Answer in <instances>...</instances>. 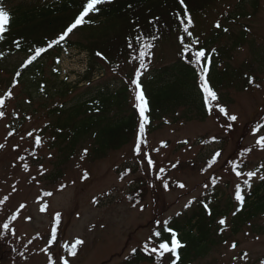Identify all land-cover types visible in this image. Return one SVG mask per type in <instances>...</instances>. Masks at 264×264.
Returning a JSON list of instances; mask_svg holds the SVG:
<instances>
[{
  "label": "trees",
  "instance_id": "trees-1",
  "mask_svg": "<svg viewBox=\"0 0 264 264\" xmlns=\"http://www.w3.org/2000/svg\"><path fill=\"white\" fill-rule=\"evenodd\" d=\"M221 1L185 0L193 21L189 26L191 36L180 24V18L185 14L179 0H113L98 5V13H89L85 23L64 41L48 48L24 67L28 57L34 54L31 50L46 47L47 41L57 38L82 10L81 5L86 0H0V7L10 15L4 38L0 39V59L17 53L23 55V60L11 71L9 87L21 86L29 105H34V97L44 99L40 107L47 111L49 121L39 137L42 139L48 134L49 147L56 152V168L50 174L52 181L62 177L68 162L83 148L87 147L86 155L94 161L132 143L135 148L139 143L142 151L148 144L149 135L162 126L179 121H204L214 107V114L218 116L215 100L205 99V93L199 87V67L189 63L196 51L205 50V59L211 56L207 79L217 94L218 103L227 104L226 93L231 90H249L264 80V35L256 36L250 25L264 8V0H233V3L226 0L230 8L218 20L220 28L215 26L217 21L206 27L200 17ZM137 36L140 43L135 39ZM17 41L20 47H16ZM129 42L133 44L132 48L128 47ZM144 42L151 47L145 50L148 53L144 58L147 69L141 70L140 78L148 99L145 113L148 122L141 135V117L135 107L134 86L130 81L139 69V51ZM185 45L190 49L188 52H184ZM168 46L176 49L174 61L166 62L162 56V49ZM243 47L248 49L249 56L237 64L233 61L234 53ZM71 48L87 51L89 56L87 70L76 83L60 78L61 55ZM212 49H215L214 53ZM48 65L51 67L49 76L46 74ZM17 72L19 76H16ZM250 77L254 78L252 83ZM22 105L24 119L27 112ZM257 123L264 124V113L253 122ZM241 149L234 152L243 151ZM218 151L223 155V148ZM219 157L210 167L211 161H208L201 170L210 169L219 162ZM234 164L239 165L237 170L242 173L250 168L238 155L229 157L230 171L236 174ZM131 171L133 169L128 166L119 170V175L125 177ZM254 178L251 188L241 186L245 200L239 211L240 202L232 201L225 193L228 184L216 181L180 211L157 218L152 228L157 245L170 244L168 229L171 227L184 245L178 249L180 259L176 264H196L207 257L226 241L219 234L217 221L220 218H231V233L237 234L249 222L264 217V180ZM144 182L139 181L128 193L127 201L132 206L145 200L148 189ZM252 225L264 234V225ZM156 232L160 235H155ZM134 249L136 251H131L121 264H166L167 260V264H171L175 260L171 253L167 254L166 260L145 251V247Z\"/></svg>",
  "mask_w": 264,
  "mask_h": 264
},
{
  "label": "rangeland",
  "instance_id": "rangeland-1",
  "mask_svg": "<svg viewBox=\"0 0 264 264\" xmlns=\"http://www.w3.org/2000/svg\"><path fill=\"white\" fill-rule=\"evenodd\" d=\"M225 1L200 17L206 27L222 19L224 11L230 8ZM250 25L256 36L264 35V8ZM161 53L166 62L176 58V49L171 46L163 48ZM248 56V49L243 47L234 53L233 61L239 64ZM23 58L17 53L0 59L3 62L0 98L5 101L0 106V111L4 112L0 117V144L4 145L0 148V264H50L49 257L54 264H63L62 258L68 259L69 264H121L136 247L158 248L152 230L155 220L180 211L216 181L228 184L225 193L232 201L236 200L235 186H243L247 177H237L230 171L231 155L248 162L250 168L244 173L259 169L255 178L264 175V168H260L264 165V148L256 143L264 130L252 131L253 122L264 113L262 80L258 83L260 87L226 93L227 104L214 101L216 106L226 107L230 115L238 117L234 122L224 118L219 108L216 116L214 107L204 121H179L160 127L149 135L141 153L135 152L132 143L94 161L85 154L86 147L68 162L62 177L52 181L50 174L55 171L57 159L47 142L48 134L40 144L35 142L49 121L47 111L40 107L44 99L34 97V105H29L21 86L9 87L11 71ZM88 58L86 51L65 50L59 65L60 78L70 83L79 81ZM50 72L48 65L46 74L49 76ZM7 90H11V97L6 96ZM21 104L27 112L24 119ZM229 123L231 128L227 127ZM222 148L219 162L205 172L201 170L212 161L209 158L214 152ZM239 148L243 151L234 152ZM148 157L152 164L148 163ZM128 166L133 171L125 177L119 175V170ZM161 168L163 172L159 171ZM85 171L87 178H84ZM142 180L148 194L144 201L132 206L127 195ZM180 183L185 187H179ZM46 192L52 195L45 196ZM21 204L25 207L20 208ZM57 212L61 214V222L56 239L52 240L51 228ZM12 215L17 218L11 220ZM230 219H226V225L217 221L219 234L227 243L222 242L196 264H264V234L252 225H264V217L249 222L237 234L231 233ZM3 223H9L8 230L3 229ZM77 239L83 243L77 247L76 255L71 256L68 249ZM233 242L235 249L231 247ZM167 254L157 255L166 259Z\"/></svg>",
  "mask_w": 264,
  "mask_h": 264
},
{
  "label": "snow or ice",
  "instance_id": "snow-or-ice-1",
  "mask_svg": "<svg viewBox=\"0 0 264 264\" xmlns=\"http://www.w3.org/2000/svg\"><path fill=\"white\" fill-rule=\"evenodd\" d=\"M113 0H86L85 3H83L81 5L82 10L79 11L78 15H76L73 19V21L68 24L64 30H62V32L58 35L57 38L49 40L46 42V47L45 46H41V47H37L35 49H32L31 51L34 53L32 55H30L27 59V63L24 65V67H26L28 64H31L33 61H35L42 53H44L48 48L53 47L54 45L59 44L60 42L64 41L65 38L73 32L74 29H76L78 26L83 25L85 23V17L88 16L89 13H98L100 11V8L98 7V5H103L105 3H112ZM179 4L183 6V12H184V17L180 18V24H182L184 26V32L187 33L188 36H191L192 33L189 31V26L192 25L193 21L191 18V15L189 14L188 11V7L185 4V0H179ZM128 7H132L131 5H128ZM10 20V15L9 12L7 10H5V8L0 7V39H3V33L5 31V25L8 24ZM185 20L187 21V23H185ZM91 22V21H89ZM217 28H220V23L219 21H217L216 25ZM225 32L228 31L227 28L224 29ZM156 37H152V39H155ZM137 43H140V37L137 36L136 38ZM181 42L183 43L184 37L181 36L180 37ZM199 41H197L198 43ZM16 47H20V43L17 41L16 42ZM128 47L132 48L133 44L131 42L128 43ZM151 45L147 42H144L142 44V47L139 51V69L135 70V74H134V79H132L130 82L131 84L134 86L133 87V91L135 93L134 99L136 101L135 107L139 110V115L141 117V123H140V133L141 135H143L144 133V127H145V123L148 122V117L145 115V113L148 111V99L145 95L143 86L141 84L140 78L142 75V71L141 70H146L147 69V64L145 63V56L146 54V49L150 48ZM190 49L187 45L184 46V52H188ZM213 53L215 52V49L211 50ZM98 56H102V53H97ZM106 59V58H105ZM189 63H194L199 67V80H200V84L199 87L202 89L203 93H205V99H211V100H216L217 99V94L215 91H213L212 87L209 84V81L207 79V75L209 72V66L211 63V56H208L205 59V50L201 49L199 51H196L193 54V58L189 61ZM20 73L17 72L16 76H19ZM254 81V78H249V82L252 83ZM256 87H260L259 84L256 85ZM8 97H11L12 92L11 90H9L6 94ZM5 103L3 98H0V106H3ZM219 112L222 113L224 116L227 117V119L229 121H236L238 119V117L236 115H230L226 109V107H219ZM4 115L3 111H0V117H2ZM228 128L232 127V124H228L227 125ZM261 128H264V124H260L257 123L255 125V127L252 129L253 132H258ZM28 135H32V133H28ZM215 139V138H214ZM35 142L36 144H40L41 143V138L39 136H37L35 138ZM185 143H187V141H185ZM256 143L261 146L262 148H264V135L260 136L259 139L256 141ZM4 147V145L0 144V148ZM136 152L139 153L141 151L140 149V144L137 143L136 148H135ZM246 151H251V149H246ZM85 154L87 153V149L84 150ZM220 152L217 151L213 158L212 161L209 164V167L211 166V163H214L216 158L220 156ZM148 163L152 164L153 161L151 160L150 157H148ZM173 167H176L175 164L172 165ZM261 168H264V165L260 166ZM239 168L238 164H234V171H236V176L240 177L242 175H246V179L243 180V184L245 186H247L248 188H251V179L253 177L257 176V173L259 171V169H257L256 171H248L247 173H242L241 171L237 170ZM160 172H163L164 169L161 168L159 170ZM88 173L85 171L84 173V178H87ZM260 180H264V175L259 176ZM64 185H61V188H63ZM164 187L167 188L168 184L167 182L164 183ZM179 187L184 188L185 185L183 183L179 184ZM205 187H207V185H205ZM45 196H50L52 195V193L50 192H46L44 194ZM7 199V198H5ZM235 199L240 202V208L237 209V211L242 209L244 200H245V195H244V190L242 189L240 184H236L235 186ZM187 206V205H186ZM20 208H24L25 205L21 204L19 206ZM205 207L207 208V205H205ZM236 213L234 212L233 215H235ZM17 217L16 215H12L11 216V220H15ZM30 219V217H29ZM54 224L51 228V237L52 240L56 239V235H57V228L61 222V214L59 212H57L55 214V218H54ZM157 223H160V221H157ZM218 223L220 225H226V218H221L219 219ZM3 229L8 230L9 229V223H3L2 225ZM170 235V244L167 242L164 243H160L159 247H152L151 249H149L147 247V245H145V251H149L150 253H157L159 256L163 257L166 253H171L172 255L175 256V260H173L171 262V264H176V262L180 259L179 254H178V249L184 247V245L181 243V241L177 238V233L175 231L172 230L171 227H169L168 229ZM221 232L224 231V228L220 229ZM155 235L159 236L160 232H156ZM31 242V241H30ZM83 243L82 240L77 239L75 241L74 244L71 245V247L68 249L69 254L71 256H75L76 252H77V247L79 245H81ZM227 243V241L225 242ZM67 247V246H65ZM231 247L233 249L236 248V243L233 242ZM44 251H47V249H44ZM133 252H135L136 250L133 249ZM244 256L247 257V253H244ZM63 259V264H69L68 259L66 258H62ZM49 261L50 264H54V261H52L51 257H49Z\"/></svg>",
  "mask_w": 264,
  "mask_h": 264
}]
</instances>
